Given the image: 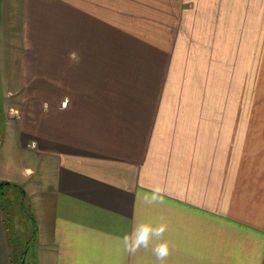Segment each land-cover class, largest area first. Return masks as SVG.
Masks as SVG:
<instances>
[{
	"label": "crops",
	"instance_id": "obj_1",
	"mask_svg": "<svg viewBox=\"0 0 264 264\" xmlns=\"http://www.w3.org/2000/svg\"><path fill=\"white\" fill-rule=\"evenodd\" d=\"M120 2L113 14L109 0H29L31 15L51 3L46 13L56 10L69 22L60 34H70L52 60L30 64L48 100L32 108L26 128L40 155L54 160L53 186L39 197L42 264H264V0ZM177 3L183 23L196 13L209 59L203 69L198 55V90H182L175 128L176 30L168 17ZM162 10L172 12L159 23L160 41L121 25ZM155 187L163 200L149 202ZM161 223V237L127 250L134 228ZM163 242L161 261L153 249ZM11 262L0 208V264Z\"/></svg>",
	"mask_w": 264,
	"mask_h": 264
},
{
	"label": "rangeland",
	"instance_id": "obj_2",
	"mask_svg": "<svg viewBox=\"0 0 264 264\" xmlns=\"http://www.w3.org/2000/svg\"><path fill=\"white\" fill-rule=\"evenodd\" d=\"M41 1L48 0H39V3ZM120 1L109 0V10H113V14H116L115 9H118ZM65 3L69 5L68 1ZM50 4L44 3L47 10ZM190 4H195V0H191ZM57 5L59 7V4ZM177 5L181 3L173 6L174 13L171 11L172 16L168 17L170 20L175 17L176 30L173 50L168 45L174 59L170 89L175 102V128L181 122L182 90L186 89L195 94L198 90L196 78L198 55H201L203 69L207 67L209 59V56L201 52L196 13L190 15L183 23L182 13L179 14ZM187 6L188 4L184 3V7ZM159 8L158 3H152L151 10ZM47 10H33L31 15L29 0H0V175L4 174L5 170L24 188L22 192L21 187L13 185L10 179L0 178V183L10 181L0 186V208L3 209L8 229L12 251L11 264H42L44 262L42 252L45 251L43 245L47 246L42 240L43 221L40 219L42 213L40 209L43 206L39 197L44 190L53 186L50 176L54 174L52 170L54 160L49 155H40L36 138L28 134L26 127H29L27 123H33L32 112L36 109L32 108L41 106L44 100H48L37 91L39 76L37 67L45 64L46 60H52L55 44L70 42L69 33L60 34V30H69V22L67 20L59 22L54 14L56 10L46 13ZM69 10L68 7L67 13ZM171 12L162 10L158 11V15L155 13L147 15L145 12L140 18L127 19V23L126 20L121 21V25L126 30L133 31L130 32L133 35L138 34L141 29L152 39L151 41H160L157 33L161 27L159 23ZM113 20L115 23L120 21L116 18ZM107 21L112 23L110 18ZM22 46H25V83L21 82L23 69L21 65L24 66V59L19 58L22 57L23 51H18L19 47L23 49ZM73 53L78 55L77 52ZM30 64L36 65V69ZM9 75H15L14 79L18 82L10 83ZM192 101L194 99H188L189 103L195 104ZM174 139L180 141V131L175 130Z\"/></svg>",
	"mask_w": 264,
	"mask_h": 264
},
{
	"label": "clouds",
	"instance_id": "obj_3",
	"mask_svg": "<svg viewBox=\"0 0 264 264\" xmlns=\"http://www.w3.org/2000/svg\"><path fill=\"white\" fill-rule=\"evenodd\" d=\"M145 199L149 202H159L163 200V189L160 187H155L151 190V194L145 196ZM166 224L151 225L144 224L133 229L131 236L126 235L124 237V245L129 251H135L141 246H147L150 238L161 237L166 231ZM155 255L163 260L164 257L168 255L169 246L167 242L159 243L154 249Z\"/></svg>",
	"mask_w": 264,
	"mask_h": 264
},
{
	"label": "trees",
	"instance_id": "obj_4",
	"mask_svg": "<svg viewBox=\"0 0 264 264\" xmlns=\"http://www.w3.org/2000/svg\"><path fill=\"white\" fill-rule=\"evenodd\" d=\"M12 184H13V185H15V186H20V187H21V190H22V192L24 191V188H23V186H21V185H18V184H16V183H13V182H12Z\"/></svg>",
	"mask_w": 264,
	"mask_h": 264
},
{
	"label": "water",
	"instance_id": "obj_5",
	"mask_svg": "<svg viewBox=\"0 0 264 264\" xmlns=\"http://www.w3.org/2000/svg\"><path fill=\"white\" fill-rule=\"evenodd\" d=\"M8 183H10V181H5V182L3 181V182L0 183V186L3 185V184H8Z\"/></svg>",
	"mask_w": 264,
	"mask_h": 264
},
{
	"label": "flooded vegetation",
	"instance_id": "obj_6",
	"mask_svg": "<svg viewBox=\"0 0 264 264\" xmlns=\"http://www.w3.org/2000/svg\"><path fill=\"white\" fill-rule=\"evenodd\" d=\"M25 264V263H24Z\"/></svg>",
	"mask_w": 264,
	"mask_h": 264
}]
</instances>
